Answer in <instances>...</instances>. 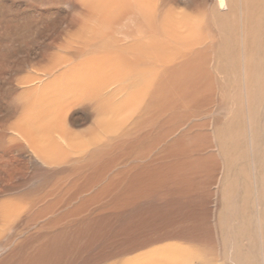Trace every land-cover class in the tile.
<instances>
[{
	"label": "bare ground",
	"instance_id": "bare-ground-1",
	"mask_svg": "<svg viewBox=\"0 0 264 264\" xmlns=\"http://www.w3.org/2000/svg\"><path fill=\"white\" fill-rule=\"evenodd\" d=\"M92 4L102 11L97 29L111 12L117 21L126 12L143 18L135 35L117 30L74 72L84 88L69 89L68 98L46 87L52 95L28 98L30 112L11 132L14 146L64 167L41 195H29L22 213L0 221V264H68L72 231L83 237L78 249L85 254V226L99 228L94 205L113 213L98 214L106 220L101 230L117 225L123 208L145 205L153 214L145 229L128 230L126 237L140 239L136 245L114 242L107 258L174 242L123 264H264V0ZM85 99L97 100L105 116L89 139L74 140L64 111ZM104 139L105 157L62 163ZM109 167L115 172L106 176Z\"/></svg>",
	"mask_w": 264,
	"mask_h": 264
},
{
	"label": "rangeland",
	"instance_id": "rangeland-1",
	"mask_svg": "<svg viewBox=\"0 0 264 264\" xmlns=\"http://www.w3.org/2000/svg\"><path fill=\"white\" fill-rule=\"evenodd\" d=\"M87 1L90 0H0V221L7 220L9 213H12V215L8 218V221L15 213L16 215L22 213L25 205H28L27 202L32 199L29 195L40 193L49 181L52 182L55 173L64 167L58 164L55 166L44 165L34 155L18 150L14 146L16 141L12 138L11 132L17 127L20 117L30 112L27 110L29 106L28 98L34 99L36 94L39 93L40 95H52L53 92L49 94L48 90L43 92V88L46 87L59 88V90H56L59 93L69 92V89L73 91L76 87L78 90L84 88V78L78 80L73 76L74 72L80 70L83 63H87L92 53L97 51L96 49L103 39L107 41V37L116 36L117 30L121 31L120 34H123L122 31H128L129 33L134 32L135 35L138 31L136 23L139 24L140 19L143 18L139 13L133 15L126 12L125 18L117 21L115 12H111L107 16L108 21L105 22L108 23V26L106 25L100 30L96 27L98 24L97 18L102 11L94 8L92 0ZM156 1L154 0V2ZM130 19H134L132 20L133 23ZM120 34L117 37L123 39ZM125 41H129V39ZM72 80L76 81L73 88H71L73 84H70ZM83 82L84 84H82ZM114 87V85L110 86L108 92L113 91ZM68 94L67 97L73 95L70 92ZM56 96L58 97V95ZM137 110L134 109L133 112L135 113L132 114V119L143 113L142 106ZM64 112L67 119L66 126L71 132L70 137L77 140L89 139V134L91 132L94 134L92 129L96 128L98 120L103 117L102 115L106 111L100 108L97 100L85 99L78 103L69 104ZM3 119L9 121L5 129L1 127ZM4 132L7 135L2 137ZM55 138L62 140L58 136H55ZM108 145L109 140L104 139L99 143L97 142L96 145H90L87 149L88 154L84 153V148V154H71L62 163H66L65 166L71 168L82 166L90 161H96V158L98 160V158L108 153ZM94 155L95 157H93ZM83 156H85V160L75 161V159ZM104 162L110 163L112 166V163L108 160L104 159ZM95 166L98 168L97 165ZM112 167L106 170V176L114 174L115 169L119 166H116L115 169ZM119 189L122 192L123 190L129 191L128 187L124 186ZM19 191H21L19 194H14V198L12 193ZM87 195L90 194H86V197ZM6 200H9V202L4 203ZM90 208L95 213V219L92 223L99 228L85 226V254L79 251V249L82 250L83 237L77 235V231H72V234L75 233L70 236L72 241L68 264H123L124 261L129 262L142 254L150 253L149 255H151L155 248L174 243L165 241V243H158L159 245L150 244L147 247L129 252V254L128 252L124 254L117 253L115 257L107 258L108 256H105L107 254L111 255L110 251L116 248L114 242L125 241L130 243L134 241L136 245L140 239L138 237H126L131 232L128 230L134 229L136 231L142 225L147 226L145 219H151L153 216L151 208H146L145 205L140 207L139 210L123 208V212H118L120 219H118L117 225L114 223V226L109 228L106 226L103 230H101L103 227L102 222L106 220L99 218L98 214L101 213L107 216V214H113L112 210L109 213H103L99 211V207L96 205ZM92 217V214L86 216V220ZM17 219L14 217L12 220ZM132 224L137 227L135 228ZM143 229L145 227H141V230ZM7 251L3 255H6ZM195 264H200V262L197 260Z\"/></svg>",
	"mask_w": 264,
	"mask_h": 264
}]
</instances>
